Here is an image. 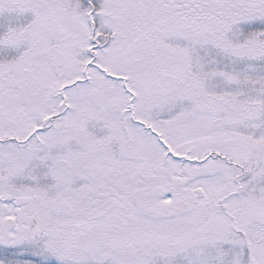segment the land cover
<instances>
[{
	"label": "snow or ice",
	"instance_id": "obj_1",
	"mask_svg": "<svg viewBox=\"0 0 264 264\" xmlns=\"http://www.w3.org/2000/svg\"><path fill=\"white\" fill-rule=\"evenodd\" d=\"M0 264H264V0H0Z\"/></svg>",
	"mask_w": 264,
	"mask_h": 264
}]
</instances>
